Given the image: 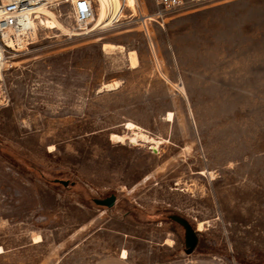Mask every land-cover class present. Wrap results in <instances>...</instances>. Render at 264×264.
I'll list each match as a JSON object with an SVG mask.
<instances>
[{"label":"rangeland","instance_id":"374dc122","mask_svg":"<svg viewBox=\"0 0 264 264\" xmlns=\"http://www.w3.org/2000/svg\"><path fill=\"white\" fill-rule=\"evenodd\" d=\"M118 2L87 35L50 7L69 31L40 16L3 78L0 264H264V0ZM127 122L159 147L113 142Z\"/></svg>","mask_w":264,"mask_h":264},{"label":"built area","instance_id":"2783aa9c","mask_svg":"<svg viewBox=\"0 0 264 264\" xmlns=\"http://www.w3.org/2000/svg\"><path fill=\"white\" fill-rule=\"evenodd\" d=\"M220 0H152L163 12H173L195 4L213 3ZM67 4L81 35L97 20L98 0H0V99L4 95L3 78L14 55L22 50L29 39L31 22L39 21L35 8H47ZM28 45L31 42L27 41Z\"/></svg>","mask_w":264,"mask_h":264},{"label":"bare ground","instance_id":"6f19581e","mask_svg":"<svg viewBox=\"0 0 264 264\" xmlns=\"http://www.w3.org/2000/svg\"><path fill=\"white\" fill-rule=\"evenodd\" d=\"M126 4L129 7H135L136 6V0H126ZM98 5H99L98 6L99 16L97 18L98 24H102L104 26L110 25L106 21V18L108 17L107 10L109 7H111V9H112V17H118L119 15H121V7H120V3L118 2V0H98ZM35 13L37 14L38 19L40 16H46L45 23H46L47 28L52 29V30H54L56 28H61V29H64L65 31L68 30L61 22H59L57 20L56 15L49 8H47L45 6H38L35 8ZM36 25H37L36 22H34V21L31 22L32 28H31L29 35H28L29 38L35 39L37 37ZM22 42H23V46L28 45L27 41H22ZM103 49L105 51H110V50H114V49H120L121 51H123L124 47L120 46V45H114L112 43H103ZM128 57H129V62L131 64V67L136 68L139 66V57H138V54L135 50L129 51ZM116 84H117V82L116 83H109V84H106L104 87H106V89H108V90H111V89L115 88ZM172 120H173V114L171 112H169V114L167 115V121L170 122ZM125 126L129 132H132V134L130 136H128L127 134H124V135L114 134L112 136L113 142L125 143L128 140L132 144H135V145L138 144L139 142H149V143H154V145L157 147H159V145L161 144V141L155 140V139L147 136L140 126H138L132 122H127L125 124ZM154 150H156V148ZM204 228H205V224L203 222H199L198 230L202 231V230H204ZM34 241H35V243H39L42 241V237L40 235H36L34 237ZM165 243L168 246H172L173 240L167 239ZM2 253H4V249L2 247H0V254H2ZM122 257H124V258L128 257V252L126 250H124L122 252Z\"/></svg>","mask_w":264,"mask_h":264},{"label":"water","instance_id":"95a60500","mask_svg":"<svg viewBox=\"0 0 264 264\" xmlns=\"http://www.w3.org/2000/svg\"><path fill=\"white\" fill-rule=\"evenodd\" d=\"M116 201V196L112 195L106 199H96L95 202L98 205H102V206H106V207H112L115 204ZM173 219H175V221H177L179 224H181L184 229H185V243H186V250L185 252L187 254H191L198 242V238H197V232L195 230V228H193L190 223L178 216H174Z\"/></svg>","mask_w":264,"mask_h":264},{"label":"crops","instance_id":"0c3cea01","mask_svg":"<svg viewBox=\"0 0 264 264\" xmlns=\"http://www.w3.org/2000/svg\"><path fill=\"white\" fill-rule=\"evenodd\" d=\"M166 245V243H165ZM126 250L128 252V257H122V252ZM118 253L113 255H109L105 258L98 260L95 264H136L133 260H131L129 250L124 249ZM184 264H194V263H184Z\"/></svg>","mask_w":264,"mask_h":264},{"label":"flooded vegetation","instance_id":"af4514ba","mask_svg":"<svg viewBox=\"0 0 264 264\" xmlns=\"http://www.w3.org/2000/svg\"><path fill=\"white\" fill-rule=\"evenodd\" d=\"M108 198V197H107Z\"/></svg>","mask_w":264,"mask_h":264}]
</instances>
